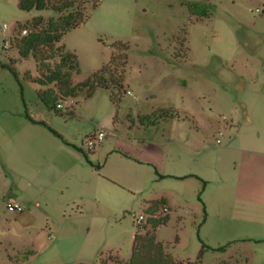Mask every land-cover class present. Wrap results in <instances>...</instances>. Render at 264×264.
Here are the masks:
<instances>
[{"label":"rangeland","instance_id":"1","mask_svg":"<svg viewBox=\"0 0 264 264\" xmlns=\"http://www.w3.org/2000/svg\"><path fill=\"white\" fill-rule=\"evenodd\" d=\"M19 3L0 0V25L8 24L12 33L38 16L55 15L24 11ZM90 13L63 40L79 57L73 80L92 77L118 53V42L127 43L126 92L119 109L110 91L99 88L90 97L83 90L60 100L63 115L49 110L38 96L40 86L25 77L35 73V61L22 59L15 45L0 48V62L18 74L0 66V264H129L138 217L145 215V223L149 207L162 199L156 215L169 220L156 235L175 258L195 262L207 245L202 264H264V219H208L202 181L161 177L180 167L175 155L187 153L186 139L193 148L203 140L223 145L242 124V135L256 129L264 138V0H101ZM26 108L73 142L81 156L32 124ZM163 108L176 115L149 130L129 128L139 115ZM217 121L222 134L206 132ZM99 129L108 137L90 150L88 138ZM42 134L49 137L52 154L76 162L69 174L60 177L50 157L28 152V142ZM117 146L146 163L109 157ZM169 147L173 161L164 156ZM193 148L184 168L206 169L209 152L217 150L200 159ZM100 157L108 160L110 175L99 176L89 164L97 167ZM76 171L78 181L70 182ZM11 197L22 211L8 207ZM225 245V251L210 249Z\"/></svg>","mask_w":264,"mask_h":264},{"label":"trees","instance_id":"2","mask_svg":"<svg viewBox=\"0 0 264 264\" xmlns=\"http://www.w3.org/2000/svg\"><path fill=\"white\" fill-rule=\"evenodd\" d=\"M100 3L101 0H20L19 6L24 11L46 10L55 13L51 17L38 16L32 22L20 28H27L28 34L16 38L13 46H16L22 59H33L35 61V73L28 72L25 77L34 85L40 86L37 91L38 96L49 110L55 111L57 114L63 115L62 110L58 107L60 100L76 97L83 90H87V96L90 97L99 88L109 90L112 103L118 109L120 108L123 95L126 92L125 82L129 45L118 42L116 44L118 53L112 56L108 64L96 71L87 80L75 83L73 74L80 72L79 57L76 52L69 50L63 42L67 33L86 23L90 17V12L96 9ZM205 14H207V10L204 11ZM0 66L9 68L18 78L13 66L1 62ZM21 89L24 100L23 88ZM73 113V110L70 111V114ZM175 115L176 113L171 109L163 108L150 115H139L138 119L141 126L150 128L156 126L161 119L174 117ZM26 117L34 123L46 126L54 135L62 138L67 143L60 132L46 121L36 120L27 108ZM188 177H195L202 181L204 185L208 183L195 174L177 178ZM160 203H165V200L153 202L148 209L149 218L145 223H139L140 226L135 235L133 254L129 264H202V258L208 248L207 245H203L198 259L192 262L175 258L166 251L164 244L157 239V229L169 220L168 216L163 217L161 215L159 217L156 215ZM204 208L207 213L206 204H204ZM227 247L228 245L209 248L225 251ZM217 264L239 263L237 261L222 260Z\"/></svg>","mask_w":264,"mask_h":264},{"label":"crops","instance_id":"3","mask_svg":"<svg viewBox=\"0 0 264 264\" xmlns=\"http://www.w3.org/2000/svg\"><path fill=\"white\" fill-rule=\"evenodd\" d=\"M184 82L185 84L187 83L186 81ZM243 107H245L244 103ZM35 119L39 121H46L37 118ZM30 122L36 126L47 128L42 124H37L32 121ZM220 126V121L213 122L211 128L207 129L206 132L214 130L220 134V132H222ZM244 126L245 125L242 124L236 130V132L229 136V139L223 145L222 143H220L221 145L218 143L212 144L210 142L208 143L207 140H203L202 142H199V146L193 148L188 143L189 139H186L185 145L187 148L185 149V152L187 153H177L175 155V161L178 162V160H180V167H178L177 165L175 167H170V169L167 170L166 173L161 174L162 178L163 176H172V179L181 181H186L191 178H197L188 177L181 179L177 177H184L187 175L195 174L206 180L208 183L205 185L203 194L208 211V219H211L212 217H226L229 219H264V138L261 134H257L256 129L253 130L252 134L242 135ZM134 127L149 130L151 128H155L156 126L144 128L139 123H136L134 121L130 122L129 128L133 129ZM198 128L200 127L197 124L196 129ZM47 130L49 129L47 128ZM49 132L53 134L50 130ZM200 133L204 132L200 131ZM64 139L67 141V143L64 142V144L67 145V148L72 149V145H74L72 144L73 142H70L66 138ZM30 140H35V138H30ZM48 141H50V139L45 135L38 138V141H29L27 148L28 152L31 153L33 151H36L37 154H42L46 157H50L52 161V167L59 173L58 175H60V177L69 174L70 171L76 166V162H67L66 158L62 157L60 152H58L57 154H52L53 152L51 151L49 146L46 145ZM165 147H167V143H165ZM190 148H193L195 150L196 154H198L197 157H200V159L201 155L205 154L206 151H211V149H215L217 151L214 153L209 152V158L207 159L208 166L206 167V169L202 168L201 170H195L194 172H192V170H189L186 167L184 168L182 164L184 163L183 159L185 157L186 160H188V150H190ZM62 150L65 151L66 149L63 148ZM110 151L111 152L109 153V157L114 154H121L128 158L137 160L140 163H146V161L142 160L141 158L133 157L131 152H129L128 150L118 148V146ZM74 152L77 153L76 148ZM101 153H103V147L99 149V154ZM77 154L81 156L80 153ZM96 155L97 154L95 152L94 156ZM72 156L76 159V161H78V158L75 155ZM164 156L170 161L174 160L173 150L171 147H169L168 150H164ZM88 162L89 164H91L92 168H96L95 172L99 176L110 175L106 174L105 172V170L107 169L108 160L103 162L102 158L100 157L97 167L94 166L95 164L94 162H92V160H88ZM186 163L187 162H185L184 164ZM171 164L176 163L172 162ZM109 171L111 172V169H109ZM74 173L75 174L71 176V179L69 180L70 182L78 181L80 172L76 171ZM108 179L113 180L114 178H111L109 176ZM197 180L199 181V179ZM68 188L69 187H66L65 189L62 188L61 192L64 193L65 190H68Z\"/></svg>","mask_w":264,"mask_h":264},{"label":"built area","instance_id":"4","mask_svg":"<svg viewBox=\"0 0 264 264\" xmlns=\"http://www.w3.org/2000/svg\"><path fill=\"white\" fill-rule=\"evenodd\" d=\"M258 12H260V9H257ZM28 34V29L23 28L19 31H14L13 33L10 32V27L8 24L0 25V48L4 51L9 50L13 47V42L16 38L22 37ZM131 94V92L129 91ZM58 107L60 109L63 108V105L61 103L58 104ZM222 134V132H220ZM108 137L107 132L104 129H99L95 133H93L91 136H89L87 141V146L90 150H93L96 148L97 145L101 144L106 138ZM217 143L220 144L221 141L218 139ZM8 207L23 210V207L14 199L9 198L8 199ZM166 211H168L167 208H165ZM146 216L140 215L137 219L139 223L145 221ZM50 233H52V230H50Z\"/></svg>","mask_w":264,"mask_h":264}]
</instances>
